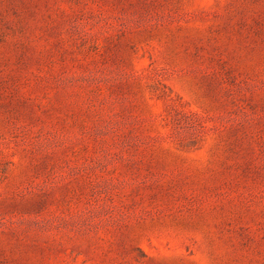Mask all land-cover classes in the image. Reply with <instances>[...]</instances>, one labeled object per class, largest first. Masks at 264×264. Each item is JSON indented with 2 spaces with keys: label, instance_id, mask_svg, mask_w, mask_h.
<instances>
[{
  "label": "rangeland",
  "instance_id": "1",
  "mask_svg": "<svg viewBox=\"0 0 264 264\" xmlns=\"http://www.w3.org/2000/svg\"><path fill=\"white\" fill-rule=\"evenodd\" d=\"M0 264H264V0H0Z\"/></svg>",
  "mask_w": 264,
  "mask_h": 264
}]
</instances>
